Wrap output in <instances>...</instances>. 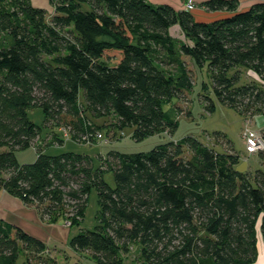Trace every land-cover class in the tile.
Wrapping results in <instances>:
<instances>
[{"label":"trees","instance_id":"obj_1","mask_svg":"<svg viewBox=\"0 0 264 264\" xmlns=\"http://www.w3.org/2000/svg\"><path fill=\"white\" fill-rule=\"evenodd\" d=\"M49 3L52 13L29 0H0V191L35 207L42 221L73 227L95 189V225L72 235L69 245L99 264H122L120 253L135 243L143 264L254 262L257 220L264 242V166L237 171L240 156L221 132L214 140L222 151L186 135L145 152L110 150L97 164L88 154H47L50 144L36 142L51 129L63 145L54 131L60 128L92 143L98 129L92 118L109 116L135 141L160 128L173 134L178 124L163 103L192 87L183 67L174 75L164 70L178 54L206 67L216 102L244 117L263 114L264 87L242 81L238 69L264 81V0L244 8L237 0H202L207 11L226 12L209 21L184 6L148 0ZM173 25L188 40L176 47ZM205 101L212 112L214 101ZM33 108L43 112L41 125L28 116ZM30 147L34 160L19 163L16 152ZM19 248L39 263L58 264L42 255L43 241L0 221V264H14Z\"/></svg>","mask_w":264,"mask_h":264},{"label":"rangeland","instance_id":"obj_2","mask_svg":"<svg viewBox=\"0 0 264 264\" xmlns=\"http://www.w3.org/2000/svg\"><path fill=\"white\" fill-rule=\"evenodd\" d=\"M170 1L173 6H176L174 1L180 3L181 6H184L185 0ZM193 1L195 7L192 12L196 19H205L206 21H209L212 20V18L223 15V12H209L204 8L199 7L198 3L202 0ZM251 1L252 0H237V6L238 8H244L248 6ZM168 32L174 40L175 47L178 45V40L185 42L188 41L178 25L171 26L168 29ZM53 57L54 56L47 57V59L53 61ZM171 59L172 60L169 59L170 62L167 65L163 66L164 70L174 75L179 73L178 71L183 67L186 70L192 85L191 89L183 92L182 97L171 98L163 103L162 107L167 116L170 119L177 121L178 124L173 134H171L167 128H160L153 136L145 137L141 141H135L131 138V129L115 130L111 125L113 117L109 116L105 118H92L93 122L98 125L97 134L92 143H79L71 137H68V135L60 128H55L54 131L59 137L64 139L63 145L57 144V140L50 132L51 129H44L36 143L47 142V144H50L46 149L47 154L73 151L88 154L92 157L94 163L97 164V158L101 155L104 156L110 150L127 153L145 152L157 144L168 140L176 141L186 135H192L204 145L222 151L224 148L226 149V147H224L223 144L222 146L217 144V140H214V132H221L225 135V138L230 141L233 149L239 154L241 162H247L250 171L262 168L264 166V160L258 156L260 149H249L248 134L246 133L247 131L254 132L255 140L262 144L263 147H261V149L264 148V125L258 126V122H264V113L254 115L253 117H244L234 109L219 104L215 101V98L212 95L211 81L206 67H203L202 69L197 68L187 56L180 54L175 55ZM238 70L242 81H256L264 87V81L260 80V78L251 70L245 68H239ZM205 96L210 97L214 101L215 107L212 112L205 110V105L207 104ZM28 116L34 123L38 125L42 124L44 115L40 108L30 109L28 111ZM35 157L36 153L32 147L16 152V158L19 163L32 162ZM104 177L109 185L112 186L114 184L111 173H106ZM97 210V194L95 189H92L88 195L83 221L78 226L71 227V235L78 233L80 230L93 229ZM65 226L69 227L68 224H65ZM255 231L257 256L255 261L251 264H264V242L262 241L259 231V220L256 222ZM59 250L58 253H52V250L46 249L42 255L47 258L55 259L58 264H99L91 257L89 252L74 251L68 244L65 246L62 245ZM260 255L262 256V261L259 263ZM120 259L122 264H143L140 260V246L136 243L130 245L127 253H120ZM14 264L42 263H39L34 257H32L30 252L23 248H19Z\"/></svg>","mask_w":264,"mask_h":264},{"label":"crops","instance_id":"obj_3","mask_svg":"<svg viewBox=\"0 0 264 264\" xmlns=\"http://www.w3.org/2000/svg\"><path fill=\"white\" fill-rule=\"evenodd\" d=\"M148 1L153 4L171 3L170 0ZM29 2L34 7L46 9L49 13L53 12V7L50 5L49 0H29ZM174 3L177 8L181 6V4L176 1H174ZM214 13H220V11ZM224 14H226V12H223V15ZM196 20L206 21L205 19ZM263 123H261V121L258 122V126L264 125ZM0 221L20 227L29 235L40 239L45 243L47 249L52 250V253H58L62 245H69V239L72 236L70 232L71 227L66 221L65 223L62 219L56 222L42 221L35 207L24 204L19 197L4 190L0 191ZM65 224H68L69 227H66Z\"/></svg>","mask_w":264,"mask_h":264},{"label":"built area","instance_id":"obj_4","mask_svg":"<svg viewBox=\"0 0 264 264\" xmlns=\"http://www.w3.org/2000/svg\"><path fill=\"white\" fill-rule=\"evenodd\" d=\"M194 7H195V5H194V1L193 0H185L184 1V8L186 10L193 11ZM62 130H63V132L65 134H67L64 129H62ZM246 134H248V143H249L248 147H249V149H251V150H254V149L264 150V148L261 149V147H263L262 144L259 141L255 140V138H254L255 137V133L254 132L247 131ZM258 143H260L261 145L258 144Z\"/></svg>","mask_w":264,"mask_h":264},{"label":"water","instance_id":"obj_5","mask_svg":"<svg viewBox=\"0 0 264 264\" xmlns=\"http://www.w3.org/2000/svg\"><path fill=\"white\" fill-rule=\"evenodd\" d=\"M247 168V162L246 161H242L241 163H239L237 166H236V170L237 171H245ZM259 227H260V220H259Z\"/></svg>","mask_w":264,"mask_h":264},{"label":"bare ground","instance_id":"obj_6","mask_svg":"<svg viewBox=\"0 0 264 264\" xmlns=\"http://www.w3.org/2000/svg\"><path fill=\"white\" fill-rule=\"evenodd\" d=\"M262 261V256L260 255V260H259V263Z\"/></svg>","mask_w":264,"mask_h":264}]
</instances>
